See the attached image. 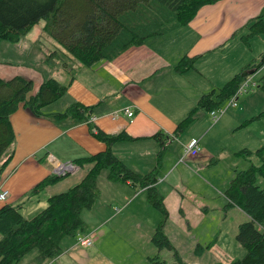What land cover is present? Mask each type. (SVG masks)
I'll use <instances>...</instances> for the list:
<instances>
[{"label":"crops","instance_id":"1","mask_svg":"<svg viewBox=\"0 0 264 264\" xmlns=\"http://www.w3.org/2000/svg\"><path fill=\"white\" fill-rule=\"evenodd\" d=\"M263 8L264 0H216L199 7L185 25L164 35L148 37L141 44L129 46L111 59L83 66L80 63L72 64V58L66 56L69 63L61 67L68 77L60 82L66 86V90L53 101L56 104L43 111L41 116L33 115L23 106L10 115L14 141L8 162L10 166L8 169L5 167L0 175V189L8 192L3 201L18 203L36 182L50 174L51 165L45 159L47 153L59 161H66L87 157L105 148V144L90 133L83 118H52V113L63 110L72 102H79L91 106L88 117L91 115L95 119L90 124L99 131L105 134L124 132L128 136L112 143L111 150L135 172L154 171V186L162 195L166 212L170 198L183 217V204L188 197L190 200L192 196H199V204L208 209L211 204L208 200H213L212 194L220 195L224 204L221 207L214 204V209L222 215L221 219H228L227 210L235 212L232 232L235 238V228L247 216L237 206L228 203L223 190L235 171L243 169L235 164L241 157L236 156L235 152L242 148L253 150L248 147L251 139H254V148L264 147V142L245 128V124L258 118L257 114L264 110V99L256 93V89H251L241 101L236 100L231 110V106L225 107L215 121L211 120L208 111L198 109L183 129L184 132L176 131L175 127L201 94L221 86L234 74L245 70L244 66L256 62L257 55L264 56V49L255 53L252 48L253 38L258 35L244 36L248 32L245 28L247 22ZM184 55L194 58L193 66L177 72L173 65ZM15 64L0 62V72L4 75L11 73L10 77L30 74L28 79L32 81L33 90L43 79L51 77L57 80L53 75L45 78L42 74L33 79V73H38V70L30 69L23 63ZM0 77L3 78L1 73ZM123 106L130 107L132 116L118 113L111 118V112ZM240 128V135L236 136L234 130ZM155 134H159L161 139H156ZM189 138L197 140L199 149L195 156L182 154L181 144ZM221 153L228 157L231 164L218 177L210 166L219 164ZM180 158L182 161H179ZM83 165L89 168L90 163L83 162L78 171ZM77 172L71 175L66 186L81 179L83 173L77 176ZM202 174L214 179L224 189L214 187L201 177ZM105 179L108 181L106 189L102 193L98 190L97 196L101 197V211L94 221L84 223L82 231H95L94 242L86 246L93 248L86 250L84 247L80 254L75 250L79 245L71 238V242L63 241L62 251L44 264H153L149 257L160 256L161 249L150 241L160 214L147 202L146 188L133 186L129 180ZM44 195H49L45 188ZM41 206L42 198L29 203L25 211L30 212ZM184 221L183 225L189 227L187 219ZM109 223L121 227L123 223L132 228L131 231L140 232V235L142 228L146 227L149 237L142 235L144 245L137 249L130 244L121 258L114 245L122 243L124 246L134 240L130 235H119L114 239V244L109 241L102 245L105 237L103 228ZM133 232L130 233L133 235ZM165 234L168 236V232L165 231ZM210 237L214 238V234L210 233ZM213 244L214 241L210 247H215ZM28 252L16 264H38L36 252ZM238 252L241 254V251ZM211 259L217 261L214 256Z\"/></svg>","mask_w":264,"mask_h":264},{"label":"trees","instance_id":"2","mask_svg":"<svg viewBox=\"0 0 264 264\" xmlns=\"http://www.w3.org/2000/svg\"><path fill=\"white\" fill-rule=\"evenodd\" d=\"M215 1L0 0V40L16 43L20 35L43 19V29L63 46L69 56L83 66H90L100 59H111L129 46L141 44L148 37L164 35L185 25L199 7ZM263 15L264 8L247 22L245 37L264 32ZM51 53L53 55L55 51ZM261 58L257 63L247 64L244 69H253L255 72L264 63ZM193 60L184 55L173 68L183 72L193 66ZM245 77L241 76V72L236 73L221 86L201 94L195 105L176 123L175 130L185 129L198 109L209 112L224 106ZM252 89L264 95V73L254 80ZM65 90L64 84L51 77L43 79L35 90L32 81L21 75L7 79L0 77V175L12 156L14 132L10 115L23 106L33 115L41 116L42 108L62 96ZM90 109L91 106L72 102L51 116L54 119L73 117L86 120ZM87 124L90 133L102 141L105 148L90 156L72 160L78 165L90 163L76 184L62 192L44 195L45 186L61 177L50 173L25 192L18 203L0 206V264H16L32 249L36 251L37 263L44 264L62 251L61 240L64 237L74 240L77 234L83 233L84 223L80 211L89 209L97 198L96 178L101 169H106V178L109 180H129L133 186L146 188L147 202L160 214L150 241L158 249L172 248L163 231L167 212L162 195L154 186V171L135 172L114 154L110 146L115 141L128 138L124 132L105 134L89 122ZM154 137L161 139L159 134ZM263 150L264 147L260 146L254 150L242 148L235 152L236 156L247 161L251 157L252 161L250 159L245 168L235 171L223 190L228 203L237 206L247 216V219L238 223L235 232V239L244 253L240 258L231 259L228 264H264ZM41 198L43 206L25 211L29 203ZM149 261L162 264L157 255L149 257ZM213 264L221 263L216 261Z\"/></svg>","mask_w":264,"mask_h":264},{"label":"rangeland","instance_id":"3","mask_svg":"<svg viewBox=\"0 0 264 264\" xmlns=\"http://www.w3.org/2000/svg\"><path fill=\"white\" fill-rule=\"evenodd\" d=\"M43 24V19H40L24 34L19 36V41H17L18 43L16 42L17 44L10 43L7 40H0V62L2 63L3 61H10L13 65H16L15 63H23L24 66L30 69L31 67H33L34 69L38 70V73H33V79H36L40 74H42L45 78L53 75L54 77H56L58 82H63L65 79H67L68 76L66 75V72L63 71L61 66L63 62H67V64L69 63L66 56H70L63 48V46L56 42L52 35L45 31V29H43ZM244 32L245 31H243V33ZM252 48L255 53H258L259 51L264 49V32H260L257 37L253 38ZM51 51H55L54 55H51ZM47 54H49V57H47ZM260 57L261 55H257V57L255 58L256 63L260 60ZM49 61L55 66H51ZM71 62L72 64L75 63L79 65V62L74 58H72ZM56 69H58V72H56ZM0 73L4 79L9 78L11 75V73H6L5 75L2 72ZM263 73L264 65L250 74V77H252L253 80H256L259 75ZM16 75H21L22 77L23 75H25L27 79L30 77V74ZM250 91L251 90H247L240 94L237 98V101H241L242 98ZM256 93L261 94L260 96L264 99V95L261 92L256 91ZM53 104L56 103L52 102L51 104L44 106L42 108V111H47L53 106ZM232 108L233 107H229L230 110ZM245 126L246 130L249 131L251 135L257 136V138L259 137L264 142V113L259 115L258 118L250 120L247 124H245ZM241 130L242 128L234 130L236 136L240 135V133L238 132H240ZM254 145V139L248 141L249 148H253V150L256 149L254 148ZM219 158V164H217L216 166H210V170L214 173L215 176L218 177L221 176L222 173L224 174L225 168L231 164V161L224 153H221L219 155ZM250 159L252 161L251 157H249V161L240 157L238 159L239 161H236L235 164H237L239 168H245L250 163ZM9 166L10 163H7L5 169H8ZM86 169L88 168L83 165L79 171L77 170L78 172H75H77L78 176L82 173L84 174ZM75 172L61 176L55 181L49 183L45 187L46 193L53 194L62 192L68 187L77 183L80 179L70 184L69 186H66V182L71 180V175H73ZM106 172V169H101L96 178V185L98 190H100L99 192L101 193L106 189L105 184L108 182L105 179ZM201 177L204 178V180L211 182L214 187L218 189L220 188L221 190L224 189L221 184L214 182V179H211L205 175ZM100 198L101 197L96 198L90 209H82L80 211V216L83 223L86 224L89 221H94V219L98 216L99 212L101 211ZM212 198L213 200H208V202H211V204L209 208L206 209L203 207V205L199 204V196H192L190 200L188 197L187 202H184L183 204V217L181 216V213L177 211L176 206L173 204L170 198V202H168L169 209L167 210L166 224L163 226V231L165 230L166 232H168V236L166 234L165 235L167 236L172 248H161L159 259L162 260V264H213L214 260H212L211 258L216 253V250L213 246L210 248V245L213 243V241L215 242V244L213 245L218 250L222 251L228 260L240 258L243 255V248L237 243L236 239L233 236L234 234H232L235 221V212L227 210V214H229L228 219H221L222 215L218 211H216V209H214V204L221 207V205L224 204V200L220 195L217 197L212 194ZM4 203L5 202L3 200H0V206ZM184 219H187V222L190 224L189 227L183 225V223L185 222ZM103 229L105 230V237L102 240V245L105 242L109 241L114 244V239H116V237L119 235H130L133 238L134 241L132 243L125 244L124 246H122V243L120 245H114L118 248V254H120L119 257L121 258H123L122 255L123 253H125L127 247H129L130 244H134L138 249V247H142L144 245V239H142V235H147V237H149L147 234L148 228L146 227L142 228L143 232L141 235L140 232L135 233L131 231L132 228L126 227L123 223L122 227L113 223H109L105 225ZM80 231L81 230H78L77 232ZM130 232H133V235ZM210 233L214 234V238L210 237ZM66 240H69V242L72 241L70 237H64L61 240V243ZM93 246H95V244ZM91 248L93 247H85L86 250H91ZM83 249L84 247L80 246L75 248V250H77L80 254H82ZM238 251H241V254ZM29 252L36 251L32 249ZM130 252L132 253L133 250H130Z\"/></svg>","mask_w":264,"mask_h":264},{"label":"built area","instance_id":"4","mask_svg":"<svg viewBox=\"0 0 264 264\" xmlns=\"http://www.w3.org/2000/svg\"><path fill=\"white\" fill-rule=\"evenodd\" d=\"M254 86V80L251 79V77L248 75L246 76L237 86L235 91L229 96L224 106H221L217 109H213L209 111V115L212 121H215L217 119V116L223 112L225 107L231 106L234 107L236 105V100L240 94L247 90H251ZM118 113H122L127 117H131L133 114V111L130 109L129 106H123L118 110H114L111 112V118H115ZM95 118L93 116L87 117L86 120H84L86 123H92V120ZM92 131L95 132V128L92 127ZM182 147V154L183 155H189V156H195L198 152V143L195 138H189L187 141L181 144ZM45 159L50 163V173L57 175V176H63L69 173H73L79 169V165L72 161V160H66V161H59L56 159L51 153H47L45 155ZM182 158L179 159V161ZM7 190L6 189H0V200H5L7 197ZM116 211L117 208H114ZM96 238V233L94 230H90L89 232L77 234L74 238V243L76 245L86 247L91 246ZM211 248V247H210ZM216 250V253L214 254V257L217 259L218 262L221 264H228L229 260L225 257V255L222 253V251L218 250L216 247H214Z\"/></svg>","mask_w":264,"mask_h":264},{"label":"water","instance_id":"5","mask_svg":"<svg viewBox=\"0 0 264 264\" xmlns=\"http://www.w3.org/2000/svg\"><path fill=\"white\" fill-rule=\"evenodd\" d=\"M261 59L263 60V59H264V56H262ZM253 72H254L253 69L243 70V71L241 72V76H247V75H249V74H252Z\"/></svg>","mask_w":264,"mask_h":264}]
</instances>
